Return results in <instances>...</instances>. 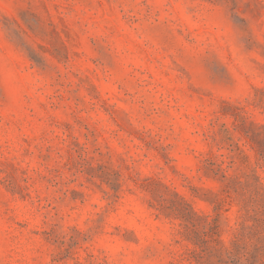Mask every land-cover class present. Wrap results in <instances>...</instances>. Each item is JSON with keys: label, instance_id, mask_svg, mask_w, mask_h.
Wrapping results in <instances>:
<instances>
[{"label": "rangeland", "instance_id": "obj_1", "mask_svg": "<svg viewBox=\"0 0 264 264\" xmlns=\"http://www.w3.org/2000/svg\"><path fill=\"white\" fill-rule=\"evenodd\" d=\"M0 264H264V0H0Z\"/></svg>", "mask_w": 264, "mask_h": 264}]
</instances>
